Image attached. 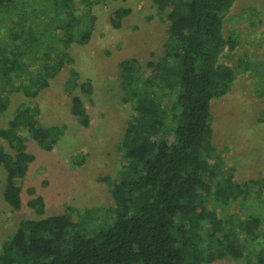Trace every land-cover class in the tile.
<instances>
[{"label": "trees", "instance_id": "obj_1", "mask_svg": "<svg viewBox=\"0 0 264 264\" xmlns=\"http://www.w3.org/2000/svg\"><path fill=\"white\" fill-rule=\"evenodd\" d=\"M235 2L154 0L168 22L164 54L144 66L135 58L119 63L123 101L133 112L121 142L119 178L110 189L113 205L103 208L102 218L96 217L97 208L69 207L65 213L22 220L2 244L0 264H207L225 257L264 264V214L231 210L236 202L245 204L262 183L234 180L231 169H221L213 145L211 102L230 91L236 74L220 62L223 51L237 45L223 34ZM53 3L55 17L48 21L40 20L37 8L29 16V5L51 8ZM129 12L117 9L113 27ZM0 18L2 29L13 22L0 38L1 114L10 95L37 97L72 63L68 48L89 40L94 18L88 11L77 15L71 0H0ZM245 66L259 68L250 61ZM79 78L72 69L66 90L72 114L86 126L89 116L74 91L89 93L91 82ZM38 116V107L20 104L0 129L15 151L0 148V167L6 169L3 196L15 210L22 207L23 178L34 158L29 137L51 151L63 130L43 126ZM28 204L43 212L41 196Z\"/></svg>", "mask_w": 264, "mask_h": 264}, {"label": "rangeland", "instance_id": "obj_2", "mask_svg": "<svg viewBox=\"0 0 264 264\" xmlns=\"http://www.w3.org/2000/svg\"><path fill=\"white\" fill-rule=\"evenodd\" d=\"M54 3L51 8L48 4L46 8L41 4L29 5L27 10L32 13L29 16L34 15L33 9L37 8L35 14H40V20L48 21V17H55ZM71 5L77 15L88 11L94 18L89 40L70 45L68 52L72 63L66 64L37 97L27 98L22 93H14L10 95L7 110L0 114V129L6 128L16 108L27 103L39 108L38 117L43 126L63 129L51 151L42 149L29 137L28 151L34 158L23 178L19 210L4 200L6 169L0 167V252L3 242L16 231L22 220L65 213L69 207L97 208L94 211L96 217L104 216L103 208L113 205L110 189L119 178L121 142L133 112L123 101L119 63L135 58L144 66L165 51L168 22L158 13L154 0H71ZM119 8L130 12L119 27H113L111 18ZM15 18L20 21L18 13ZM3 23L0 18V25ZM12 23L4 24L3 29L0 27V38L5 26L11 28ZM223 34L234 37L237 45L231 51L226 48L220 62L233 67L236 74L230 91L211 102L213 145L221 158V169H231L234 180L242 184L257 179L263 184H256L246 203L236 202L231 210L244 216L248 213L262 216L264 0H236L224 20ZM247 61L259 68H246ZM72 69L79 73V82H91L89 93L80 88L74 91L81 96L89 116L86 126L71 112V95L66 90V81ZM21 134L29 136L25 130H21ZM0 148L15 153L1 136ZM37 196L44 200L41 214L28 204ZM260 232L264 233V228ZM207 264H245V259L225 257Z\"/></svg>", "mask_w": 264, "mask_h": 264}]
</instances>
